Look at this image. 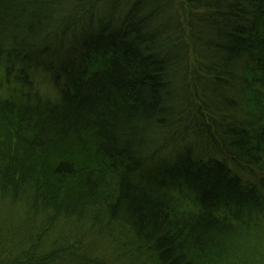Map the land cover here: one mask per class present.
<instances>
[{"label":"trees","instance_id":"1","mask_svg":"<svg viewBox=\"0 0 264 264\" xmlns=\"http://www.w3.org/2000/svg\"><path fill=\"white\" fill-rule=\"evenodd\" d=\"M0 264H264V0H0Z\"/></svg>","mask_w":264,"mask_h":264},{"label":"rangeland","instance_id":"2","mask_svg":"<svg viewBox=\"0 0 264 264\" xmlns=\"http://www.w3.org/2000/svg\"><path fill=\"white\" fill-rule=\"evenodd\" d=\"M46 92V91H45Z\"/></svg>","mask_w":264,"mask_h":264}]
</instances>
